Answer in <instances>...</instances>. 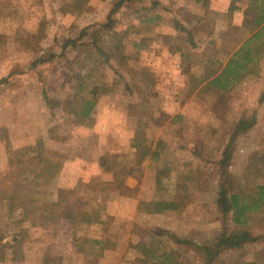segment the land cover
<instances>
[{"label":"rangeland","instance_id":"obj_1","mask_svg":"<svg viewBox=\"0 0 264 264\" xmlns=\"http://www.w3.org/2000/svg\"><path fill=\"white\" fill-rule=\"evenodd\" d=\"M206 1L126 0L110 31L103 26L120 0H89L82 9L77 0H0V80L11 75L0 86V235L18 236L12 246L0 244V264H150L144 248L162 231L200 245L214 242L222 228L214 162L247 108L257 109V124L239 139L232 173L251 190L246 169L264 165V103L257 104L264 35L254 43L261 58L249 64V76L226 92L209 87L211 71L221 63L220 72L252 37L244 22L253 12L249 0ZM175 21L197 30L198 49H190ZM87 28L100 31L128 80L151 69L157 96L136 106L142 100L120 84L98 96L87 120L52 110L43 93L61 102L73 97L78 51L32 63L61 55ZM178 50L189 55L179 65ZM102 73L113 81L110 68ZM158 201L175 210L139 212L141 202ZM81 213L98 215L100 224L81 223ZM262 219L252 216L253 235H264ZM158 237L183 251L180 264H192L188 246ZM261 249L264 243L227 252L217 264L250 261Z\"/></svg>","mask_w":264,"mask_h":264},{"label":"trees","instance_id":"obj_2","mask_svg":"<svg viewBox=\"0 0 264 264\" xmlns=\"http://www.w3.org/2000/svg\"><path fill=\"white\" fill-rule=\"evenodd\" d=\"M88 1L77 0V8L82 9L83 5ZM203 1V3H207L206 0ZM125 2L126 0H120L119 4L110 13L108 23L103 28L110 31L113 30L118 11L119 9H123L122 5ZM249 7L253 15L244 22V26L253 35L234 54V57L227 62L220 72L221 63L217 70L211 71V75L214 77L208 85L213 89L226 92L233 85L242 82L252 71L249 64L257 63L261 58V48L259 45L254 47V43L261 42V38L264 35V0H249ZM155 19H158V17ZM151 20L153 19L147 21ZM175 25L176 29L186 35L190 49H198L199 46L194 41L197 30L176 21ZM63 51L61 55L47 53L49 55L48 58L39 57L32 63V66L35 68L54 59L63 58V56L67 55V52L69 55L70 52L78 51L77 59L80 58V68L78 72L75 70V73L72 75V77L75 76L73 79L77 81L73 97L61 102L50 99L45 91L43 93L44 99L50 103L52 110L58 107L65 114L77 119L87 120L96 109L98 96L101 93L113 92L120 84L124 85L126 93L130 97L142 100L136 106H140L147 100L157 96V83L151 69L143 67L139 73L135 72L137 77L138 75L140 76L139 79L133 77L132 80H128L123 75L124 73L119 71L113 64L112 56L105 49L99 30L83 29L77 38L67 41ZM183 53L186 57L185 51ZM75 63V61L72 62V69L75 68ZM104 66L113 71L114 77L112 82H109L106 74L102 73ZM10 77L11 75L2 78L0 86L9 84ZM67 81L71 82V78ZM263 103L264 89L257 103L258 107ZM256 110H249L247 108L244 112L242 111L233 123L220 158L214 162L217 176L219 177L217 203L222 223L221 231L214 242L209 245H200L189 239H182L170 232L162 231L158 233V235L171 236L177 247L188 246L189 251L195 253L192 264H217L221 256L227 252L241 251L244 248L264 243V235H253L249 227L252 216H257L259 221H263L262 218H264V165L254 171L249 169L250 167L246 169L245 177L247 183L252 185L251 190L241 187L242 185L239 180L232 173V165L235 160L239 139L247 135L257 124ZM262 162H264V159H262ZM13 196L17 197L15 194ZM15 208L21 209L26 218L31 214L29 213V209L19 199H16ZM138 210L139 212H146L148 214H163L175 210V206L170 202L163 201L141 202ZM78 216L81 217V223L88 225L100 223L98 215L81 213ZM158 235L153 237V241L148 247L144 248L143 255L148 259L150 264H180L183 251L179 248H170L166 243H163V240ZM17 238L18 236H13L12 240L9 241L7 237L0 235V244L12 246ZM234 264H237V262ZM238 264H264V249L256 251L252 260Z\"/></svg>","mask_w":264,"mask_h":264},{"label":"crops","instance_id":"obj_3","mask_svg":"<svg viewBox=\"0 0 264 264\" xmlns=\"http://www.w3.org/2000/svg\"><path fill=\"white\" fill-rule=\"evenodd\" d=\"M183 52H184V51H181V50H178V51H177V53H179V54H178L179 56L176 57V60L178 59V61H177V64H178V65L180 64V63H179L180 60L188 59V55H186V57H185V55H184ZM226 64H227V63H226ZM226 64H225V65H226ZM225 65H224V66H225ZM95 224H100V223H95Z\"/></svg>","mask_w":264,"mask_h":264}]
</instances>
